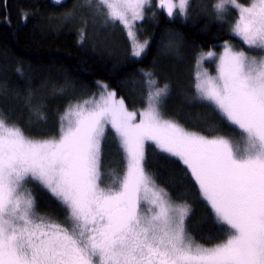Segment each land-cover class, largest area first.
Returning a JSON list of instances; mask_svg holds the SVG:
<instances>
[{"label": "snow or ice", "instance_id": "obj_1", "mask_svg": "<svg viewBox=\"0 0 264 264\" xmlns=\"http://www.w3.org/2000/svg\"><path fill=\"white\" fill-rule=\"evenodd\" d=\"M99 3L108 20L125 28L132 56L140 57L147 41L139 42L134 27L151 0ZM90 5L84 0L81 7ZM188 6L189 0H159L170 18L186 15ZM229 6L238 14L231 34L249 50L264 51V0L210 5L218 18ZM215 55L198 56L194 88L197 99L238 131L235 141L164 118L168 85L156 86L151 73L144 109L129 111L104 85L99 100L68 106L58 136L31 137L0 116V264H264V58L226 42L211 76L202 63ZM109 128L124 169L101 187V143ZM149 142L184 166L226 239L205 246L187 235L190 206L174 203L147 172ZM28 182L57 200L67 225L35 211Z\"/></svg>", "mask_w": 264, "mask_h": 264}, {"label": "trees", "instance_id": "obj_2", "mask_svg": "<svg viewBox=\"0 0 264 264\" xmlns=\"http://www.w3.org/2000/svg\"><path fill=\"white\" fill-rule=\"evenodd\" d=\"M83 2L0 0V116L7 122L34 138L58 136L68 106L94 97L101 85L123 99L128 109L139 111L147 105L152 88L145 74L151 73L156 86L171 89L163 106L166 117L209 137L239 135L197 99L194 88L192 66L201 51H217L227 42L247 54L248 47L231 34L226 15L218 18L210 7L216 0H189L186 18L178 14L170 18L156 6L147 10L136 24L138 39L147 41L140 57L132 56L125 28L107 19L99 0L81 7ZM102 155V177L122 175L118 142L104 144ZM145 168L173 202L190 206L185 229L195 242L212 246L226 239L183 165L149 142ZM31 194L39 215L67 225L66 212L48 191L32 182Z\"/></svg>", "mask_w": 264, "mask_h": 264}, {"label": "rangeland", "instance_id": "obj_3", "mask_svg": "<svg viewBox=\"0 0 264 264\" xmlns=\"http://www.w3.org/2000/svg\"><path fill=\"white\" fill-rule=\"evenodd\" d=\"M61 1H63V0H59V2H61ZM54 2H57V0H54ZM240 2L241 3H244V4H248V2H249V0H240ZM58 3V2H57ZM173 3H177V0H173ZM154 6H156L158 9H160V10H162L160 7H159V0H151V3H150V5H146L145 6V10H144V17H145V13L147 12V10H149L150 8H153ZM155 7V8H156ZM164 13H166L164 10H162ZM176 12L178 13V9L176 10ZM188 12V11H187ZM224 15H226V18H227V20L228 21H230V23H231V25H233V23H234V21H235V19L237 18V12L235 11V10H233V9H231V7L229 6V7H227V9H226V11L223 13ZM187 15H188V13L186 14V15H180V14H178V16H180L181 18H186L187 17ZM140 21H137L136 22V24H138ZM136 24H135V27H134V31L136 32ZM125 32H126V30H125ZM126 34H127V32H126ZM128 36V35H127ZM136 36H137V32H136ZM129 38V37H128ZM137 38H138V36H137ZM129 40H130V38H129ZM139 40V39H138ZM144 41H146V40H139V42H141V43H143ZM229 44V43H228ZM224 45V44H223ZM223 45H222V47L219 49V50H217V51H213V50H208V51H213L216 55H215V57H213L212 59H206V60H204L203 61V63H202V68L204 69V70H206L208 73H209V75H211V76H215L216 74H217V72H216V67H217V63H218V57L220 56V54H222V52H223ZM230 45V44H229ZM235 50V49H234ZM208 51H201V52H204V53H206V52H208ZM237 51V50H236ZM200 52V53H201ZM247 54L249 55V57H254V58H256V59H261V58H264V51H262V50H259V49H254V50H249L248 48H247ZM200 53L198 54V56L200 55ZM258 53V56H253L254 54H257ZM246 54V53H245ZM246 54V55H247ZM247 55V56H248ZM261 55H263V56H261ZM198 56H197V58H198ZM196 61H197V59H196ZM196 61L194 62L195 63V65L193 64V66H192V68L194 67V69H193V71H194V73H193V75H194V77H195V72L197 71V67H196ZM103 86L104 85H101L100 86V88L98 89V91H97V93L94 95V97H92V98H90L89 100H87V101H91V100H99V97H100V94L104 91V88H103ZM150 88H152V87H150ZM107 90L108 91H112V90H110V89H108L107 88ZM151 90H153V88L151 89ZM150 90V91H151ZM113 92V91H112ZM169 92H171V89H170V87H169V85H168V93ZM169 97V94L166 96V97H164L163 98V102H162V104L160 105V108H161V112H162V114H163V116H164V118H166V119H170V118H168V117H166L165 115H164V112H163V106L165 105V103H166V100H167V98ZM118 99V98H117ZM204 103H206V102H204ZM207 104V103H206ZM147 106V105H146ZM145 106V107H146ZM144 107V108H145ZM211 107V106H210ZM144 108H142V109H144ZM211 108H213V107H211ZM141 109V110H142ZM214 109V108H213ZM129 111H133V110H130V109H128ZM140 111V110H139ZM217 112V111H216ZM65 114V113H64ZM63 114V115H64ZM112 134V135H111ZM111 136H113V137H115V141H117L118 142V140H117V138H116V136H115V134H114V132L109 128L108 130H106V133H105V137H104V139L102 140V143H101V160H100V164L102 165V159H103V155H102V153H103V146H104V144L105 145H108V144H112V143H114L115 141L112 139V137ZM223 136H225V137H228V138H230V139H232V140H238L239 139V135L237 136V134H229V135H223ZM110 176H111V174H109V175H106V176H103L102 177V175H101V187H106L108 184H110ZM27 190H29L30 192H31V187H32V182H28V183H26L25 184V186H24ZM174 203H176V202H174ZM178 204H182V203H178ZM146 207V206H145ZM36 210V209H35ZM186 233H187V231H186ZM187 235L190 237V235L187 233ZM197 243V242H196Z\"/></svg>", "mask_w": 264, "mask_h": 264}]
</instances>
